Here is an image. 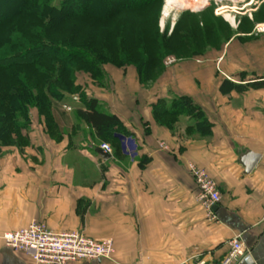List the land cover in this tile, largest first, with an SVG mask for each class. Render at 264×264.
Wrapping results in <instances>:
<instances>
[{"label": "crops", "instance_id": "crops-1", "mask_svg": "<svg viewBox=\"0 0 264 264\" xmlns=\"http://www.w3.org/2000/svg\"><path fill=\"white\" fill-rule=\"evenodd\" d=\"M262 75L264 59L225 60L204 86L166 79L131 98L79 82L80 92L124 126L117 132L123 137L119 148L106 141L114 143L107 159L97 153L99 138L75 109H70L72 132L54 109L61 142L31 114L23 130L26 148L0 145V264H36L2 238L32 221L57 233L76 231L114 242L111 258L67 264L215 263L235 238L249 251L238 264H264V88L219 90L224 80L244 85ZM175 95L190 96L202 107L209 135L189 131L194 122L189 116L179 117L188 137L157 123L152 104ZM249 151L259 158L245 172L241 157ZM188 163L203 167L217 184L220 201L211 213L198 200Z\"/></svg>", "mask_w": 264, "mask_h": 264}, {"label": "rangeland", "instance_id": "rangeland-1", "mask_svg": "<svg viewBox=\"0 0 264 264\" xmlns=\"http://www.w3.org/2000/svg\"><path fill=\"white\" fill-rule=\"evenodd\" d=\"M197 1L187 0V5L184 7L186 9L173 10L174 12L165 17L163 24L161 20L165 0H162V3L154 1L141 10L120 11L106 22L78 18L62 25L53 32L56 37L68 38L76 44L88 46L94 52L105 55L103 57L104 79L93 77L87 70L72 63V67L76 68L72 85L78 88L79 93H81L80 82L98 88L103 93L109 92L131 98L133 94H139L144 89L150 91L158 88L166 79L176 81L179 78H185L189 80V84L194 82L204 86L211 76L219 75V65L225 60L263 61L264 28H257V24H264V0H254V2L245 0L238 5L236 11L232 13L234 23L217 11L220 4L232 6L234 0H209L194 8L193 5ZM15 4V0H0V5L5 10ZM246 4L252 5L250 12L245 9ZM40 25V22L36 20L17 17L9 24V28L12 27L17 34L28 37L32 26L41 29ZM18 69L25 80L29 81L33 90L40 88L38 82L43 77L36 69L29 67ZM147 72H149L148 78ZM15 84L18 85L10 72H0V87L8 90ZM50 101L52 114L55 109L60 116L61 122H59L62 126H66L68 132H72L69 129L72 121L71 114L76 110L79 102H76V99L68 93H65L62 98L63 102L52 98ZM70 109L75 110L71 112ZM27 111L29 115L34 116L37 123L44 124V115L37 106L29 105ZM54 115L56 116L55 112ZM54 115L51 129L47 130L48 135L51 139L61 142L63 131L54 125L56 124ZM164 122L172 123L173 126L168 129L178 136L188 137L191 134L189 131L181 130L179 118L177 120L168 118ZM164 122L157 123L166 126ZM15 143L21 149L27 146L21 140ZM101 143H106V140L96 141L98 145ZM188 167L204 170L208 174L203 167L194 163H188ZM208 176L214 181L209 174ZM82 234L94 241L110 239L113 244L111 257L113 256L115 247L111 238L96 239Z\"/></svg>", "mask_w": 264, "mask_h": 264}, {"label": "trees", "instance_id": "trees-1", "mask_svg": "<svg viewBox=\"0 0 264 264\" xmlns=\"http://www.w3.org/2000/svg\"><path fill=\"white\" fill-rule=\"evenodd\" d=\"M154 1L162 3V0H15L16 4L9 6L8 10L2 9L0 5V72H10L18 84L8 90L0 87V145H16L17 140L28 143L23 130H27L30 123L27 111L29 105L37 106L42 111L46 128L50 130L53 123L50 100L61 101L68 93L78 96L76 116L94 130L97 138L115 142L119 148V141L123 137L117 132L124 128L121 120L112 113L101 111L97 99L79 93L78 88L72 85L76 73L72 63L78 64L77 67L87 70L93 77L104 79V53L94 52L88 46L76 44L68 38H58L53 32L72 19L88 18L106 22L120 11L145 9ZM17 17L38 21L41 29L32 26L28 37H23L14 32L12 27L9 28V24ZM21 67L34 68L43 77L38 82V90H33L29 81L19 73L18 68ZM247 86L264 88V75L244 85L224 80L219 90L226 94ZM152 110L157 122L189 116L194 119L189 131L199 136H207L211 132V124L202 107L190 96L159 98L152 104ZM165 124L167 127L173 126L172 123Z\"/></svg>", "mask_w": 264, "mask_h": 264}, {"label": "built area", "instance_id": "built-area-1", "mask_svg": "<svg viewBox=\"0 0 264 264\" xmlns=\"http://www.w3.org/2000/svg\"><path fill=\"white\" fill-rule=\"evenodd\" d=\"M170 60V59H169ZM171 61V60H170ZM99 148L111 153L110 145L101 143ZM198 189V200L211 213L214 204L220 201L215 182L204 170L188 167ZM4 243L14 251L28 253L36 264H67L82 260L110 258L113 250L111 240H89L82 233L54 232L43 221H32L28 225L2 235ZM249 251L242 241L235 238L229 242L227 252L215 263L238 264L245 261Z\"/></svg>", "mask_w": 264, "mask_h": 264}, {"label": "bare ground", "instance_id": "bare-ground-1", "mask_svg": "<svg viewBox=\"0 0 264 264\" xmlns=\"http://www.w3.org/2000/svg\"><path fill=\"white\" fill-rule=\"evenodd\" d=\"M186 1L187 0H165V5L163 7V16H162V20L161 23H164V19L166 16L170 15V13L173 10H178L180 8H184L186 7ZM209 0H198L193 7L197 8L199 5H202L206 2H208ZM219 1V0H216ZM239 1V2H238ZM241 1V2H240ZM245 0H234L232 2V6L230 5H226V4H220L221 6L217 9V11H219L220 14L224 15L225 18L229 19L230 22L234 23V17L232 15L233 12L236 11V7H238V5L242 4V2H244ZM254 2V0H253ZM258 3V2H257ZM251 6L249 4L245 5V9H247L248 12L251 11ZM243 9V8H242ZM174 12V11H173ZM177 13V12H175ZM257 28H264V24H257Z\"/></svg>", "mask_w": 264, "mask_h": 264}, {"label": "water", "instance_id": "water-1", "mask_svg": "<svg viewBox=\"0 0 264 264\" xmlns=\"http://www.w3.org/2000/svg\"><path fill=\"white\" fill-rule=\"evenodd\" d=\"M184 9H186V8H180L179 10H184ZM73 98L76 99L75 96H73ZM96 151H97V153L99 155H101L105 159H107V158L110 157L109 153L104 152L100 148H98ZM258 158H259V155L258 154H255V153L250 152V151L247 152V153H245V155H243L241 157V164L244 167L245 172H249L253 168V166L256 164ZM212 208L215 209L216 206H213Z\"/></svg>", "mask_w": 264, "mask_h": 264}]
</instances>
